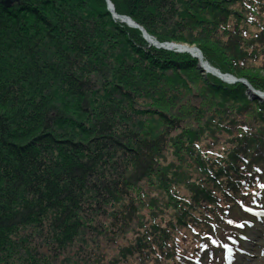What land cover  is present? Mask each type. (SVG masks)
Masks as SVG:
<instances>
[{
  "label": "trees",
  "instance_id": "obj_1",
  "mask_svg": "<svg viewBox=\"0 0 264 264\" xmlns=\"http://www.w3.org/2000/svg\"><path fill=\"white\" fill-rule=\"evenodd\" d=\"M110 1L264 91V0ZM0 38V264L227 263L264 208V103L104 0L0 5Z\"/></svg>",
  "mask_w": 264,
  "mask_h": 264
},
{
  "label": "rangeland",
  "instance_id": "obj_2",
  "mask_svg": "<svg viewBox=\"0 0 264 264\" xmlns=\"http://www.w3.org/2000/svg\"><path fill=\"white\" fill-rule=\"evenodd\" d=\"M105 1V5L106 4H110L112 7H113V4L111 3V1L110 0H104ZM18 2V1H17ZM106 10H107V12L110 14V16H111V18H112V13L109 11V7H106ZM115 11H114V8H113V13H114ZM116 14V13H115ZM117 15V14H116ZM125 17H127V16H125ZM128 18V17H127ZM112 20H114V22H118V23H120V25L122 24L123 26H125V27H127V28H130V29H132V30H134V31H138L139 33L141 32L140 31V29H137V28H135V27H133V26H130V25H127V24H125L124 22H120V21H117L116 19H112ZM137 24V23H136ZM139 27H141L140 25H138ZM141 28H143V27H141ZM144 29V28H143ZM144 31H145V29H144ZM146 32V31H145ZM147 33V32H146ZM141 34V33H140ZM147 35H149L148 33H147ZM142 36V35H141ZM150 36V35H149ZM4 38V37H3ZM154 38V37H153ZM1 39V38H0ZM164 43H169V42H164ZM171 43H174V42H171ZM177 44H179V43H177ZM2 45H3V43L2 42H0V48L2 47ZM190 46H194V45H190ZM151 47H153V46H151ZM194 47H196V46H194ZM153 48H156V47H153ZM156 49H162V48H156ZM162 50H166V51H170V52H174V53H178L177 51H174V50H167V49H162ZM200 51V50H199ZM200 53H201V51H200ZM178 54H186V55H189L190 57H192L191 55V53L190 52H188V51H182V52H179ZM201 55L203 56V54L201 53ZM193 58V57H192ZM193 59H195L196 61H197V69L200 71V73H201V75L203 76V77H205V76H207V75H209V76H212V77H214L215 79H217V80H219V81H221L220 79H218L217 77H215V76H213V75H211L210 73H206L204 70H202V69H200L199 67H198V60L196 59V58H193ZM205 61H206V59H205ZM209 65H211L208 61H206ZM212 67H213V69L215 70V71H217V72H219L220 74H223V75H227V76H229V77H232V78H234L235 79V81H231V82H222V83H224V84H226V85H229V86H231V85H234V84H241V85H243L245 88H247L243 83H242V81H245V82H247V84L250 86V84H249V82L246 80V79H244V78H239V77H237V76H235V75H232V74H230V73H227V72H221L218 68H216L215 66H213V65H211ZM216 72V73H217ZM262 246H264V238H261V239H259L257 242H256V245L255 246H253L252 247V252L249 254L250 256H248L247 258H245V259H243V260H241V261H237V264H261L260 262H261V260H264V250L262 251V253H259V249H261V247ZM243 252L245 253L246 252V250L244 249L243 250ZM239 258V257H238ZM260 260H259V259Z\"/></svg>",
  "mask_w": 264,
  "mask_h": 264
},
{
  "label": "bare ground",
  "instance_id": "obj_3",
  "mask_svg": "<svg viewBox=\"0 0 264 264\" xmlns=\"http://www.w3.org/2000/svg\"><path fill=\"white\" fill-rule=\"evenodd\" d=\"M16 3H18V2H16ZM16 3H14L13 5H11V6H9V7H5V6H3L2 5V3H1V0H0V5L3 7V8H5V9H11V8H13V6L16 4ZM110 6V4H106V7H109ZM112 8H114V7H112ZM2 11V10H1ZM3 12V11H2ZM115 13V12H114ZM25 15H26V13H25ZM116 17H114L117 21H120V22H124L125 24H127V25H130V26H132V22L135 24V25H138V24H136L133 20H131L130 18L129 19H124V15H115ZM112 19H113V16H112ZM141 33V32H140ZM141 35H142V38H143V40L145 41V43L149 46V47H151V46H153L154 47V45L157 43V44H168V43H164V42H159V41H157L155 38H153L152 36H149V35H143V33H141ZM174 44H177V43H170L169 45H166V47H168V48H170V49H172V50H179V51H182V50H184V51H188V52H192V54H194V55H198V52L196 51V50H194V48H192V47H194V46H190V45H188V44H177V45H174ZM195 48H197V47H195ZM198 49V48H197ZM199 50V49H198ZM198 57H199V59H201V62H202V65H203V68H204V71L206 72V73H213L215 76H217L219 79H221V80H223L224 82H227L228 80H230V77H227L226 75H223V74H218V73H216L215 71H214V69H213V67L211 66V65H209L206 61H205V59H204V57L203 56H199L198 55ZM250 87H251V89H249V90H247L246 91V95L248 96V99H250L251 97H252V91L253 90H255V92L257 93V94H259V95H261V97H264V91H262V90H257V89H254L251 85H250ZM253 89V90H252ZM260 102H263V99L262 100H260ZM260 229H261V232H264V226H260ZM255 239H253V241H254ZM250 246H254V244L253 243H251L250 244Z\"/></svg>",
  "mask_w": 264,
  "mask_h": 264
},
{
  "label": "water",
  "instance_id": "obj_4",
  "mask_svg": "<svg viewBox=\"0 0 264 264\" xmlns=\"http://www.w3.org/2000/svg\"><path fill=\"white\" fill-rule=\"evenodd\" d=\"M18 0H1V3H2V5L3 6H5V7H9V6H11V5H13L14 3H16ZM109 11L112 13V16H113V18L114 17H116L115 15V13H113V8H112V6L110 5L109 6ZM115 19V18H114ZM124 19H129V18H127V17H124ZM132 26L133 27H135V28H137V29H140V31H141V33H143V35H147V33L144 31V29L143 28H141V27H139L138 25H135L133 22H132ZM166 45H169V44H155L154 45V47H156V48H162V49H167V50H172V49H170V48H168V47H166ZM174 45H177V44H174ZM192 48H194V50H196L197 52H198V55L199 56H202L201 55V53H200V51L197 49V48H195V47H192ZM174 51H177L178 53L179 52H182V51H184V50H182V51H179V50H174ZM191 54H192V52H190ZM198 55H194V54H192L191 56L193 57V58H196L197 60H198V67L200 68V69H202V70H204V68H203V65H202V62H201V59H199V57H198ZM215 71V70H214ZM215 72H217V71H215ZM218 74H219V72H217ZM211 75H213V76H215L213 73H210ZM227 76V75H226ZM215 77H217V76H215ZM227 77H229V76H227ZM218 78V77H217ZM219 79V78H218ZM221 80V79H220ZM222 82H224L223 80H221ZM231 81H235V79L234 78H232V77H230V80H228L227 82H231ZM242 83L247 87V90H249V89H251V87L247 84V82H245V81H242ZM253 90V89H252ZM252 97L253 98H257V99H259V100H264V97H261V95H259V94H257L256 92H255V90H253L252 92Z\"/></svg>",
  "mask_w": 264,
  "mask_h": 264
},
{
  "label": "snow or ice",
  "instance_id": "obj_5",
  "mask_svg": "<svg viewBox=\"0 0 264 264\" xmlns=\"http://www.w3.org/2000/svg\"><path fill=\"white\" fill-rule=\"evenodd\" d=\"M230 223H231V221H230ZM240 227H243V225H241Z\"/></svg>",
  "mask_w": 264,
  "mask_h": 264
}]
</instances>
